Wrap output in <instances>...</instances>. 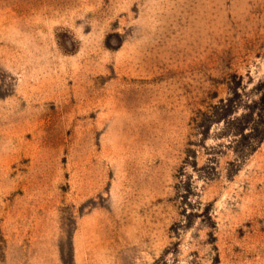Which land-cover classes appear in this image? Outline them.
Wrapping results in <instances>:
<instances>
[{
  "label": "rangeland",
  "instance_id": "rangeland-1",
  "mask_svg": "<svg viewBox=\"0 0 264 264\" xmlns=\"http://www.w3.org/2000/svg\"><path fill=\"white\" fill-rule=\"evenodd\" d=\"M0 264H264V0H0Z\"/></svg>",
  "mask_w": 264,
  "mask_h": 264
}]
</instances>
